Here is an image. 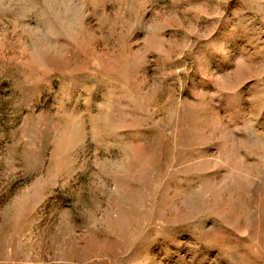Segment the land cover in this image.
I'll return each mask as SVG.
<instances>
[{
	"label": "rangeland",
	"instance_id": "374dc122",
	"mask_svg": "<svg viewBox=\"0 0 264 264\" xmlns=\"http://www.w3.org/2000/svg\"><path fill=\"white\" fill-rule=\"evenodd\" d=\"M0 264H264V0H0Z\"/></svg>",
	"mask_w": 264,
	"mask_h": 264
}]
</instances>
